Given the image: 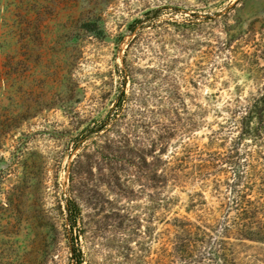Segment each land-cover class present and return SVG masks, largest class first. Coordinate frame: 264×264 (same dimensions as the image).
I'll list each match as a JSON object with an SVG mask.
<instances>
[{
  "label": "rangeland",
  "instance_id": "rangeland-1",
  "mask_svg": "<svg viewBox=\"0 0 264 264\" xmlns=\"http://www.w3.org/2000/svg\"><path fill=\"white\" fill-rule=\"evenodd\" d=\"M74 249L264 264V0H0V264Z\"/></svg>",
  "mask_w": 264,
  "mask_h": 264
},
{
  "label": "trees",
  "instance_id": "trees-1",
  "mask_svg": "<svg viewBox=\"0 0 264 264\" xmlns=\"http://www.w3.org/2000/svg\"><path fill=\"white\" fill-rule=\"evenodd\" d=\"M68 209H69V213L71 215L69 222L71 225V229L73 231L74 229L77 228L78 220L80 217V210H79L78 206L72 201L68 202ZM73 259L75 261H77L78 264L84 263L83 254L80 251L78 252L76 249L73 250Z\"/></svg>",
  "mask_w": 264,
  "mask_h": 264
}]
</instances>
